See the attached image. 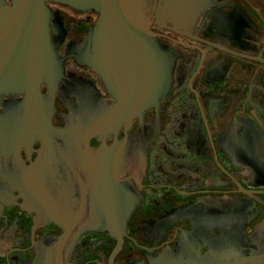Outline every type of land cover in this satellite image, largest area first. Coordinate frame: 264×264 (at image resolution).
<instances>
[{"label":"flooded vegetation","instance_id":"flooded-vegetation-1","mask_svg":"<svg viewBox=\"0 0 264 264\" xmlns=\"http://www.w3.org/2000/svg\"><path fill=\"white\" fill-rule=\"evenodd\" d=\"M47 5L52 66L31 113L53 152L25 93L0 97V264H264V0L167 14L157 0L148 26L168 84L118 118L107 73L82 60L98 15ZM123 141L122 232L66 236L82 184L91 205V152Z\"/></svg>","mask_w":264,"mask_h":264},{"label":"water","instance_id":"water-1","mask_svg":"<svg viewBox=\"0 0 264 264\" xmlns=\"http://www.w3.org/2000/svg\"><path fill=\"white\" fill-rule=\"evenodd\" d=\"M156 1L0 0V97L25 93L30 114L27 121L43 136L48 159L53 152V142L44 129L48 123L40 124L35 113H31V102L37 100L40 82L52 66L54 44L49 34L52 13L47 3H60L98 15L87 41L81 46L86 52L82 60L98 73H107L113 91L123 102L120 104L119 99L111 111V118H118V110L140 108L148 93L157 95L168 84L170 67L165 65L163 49L154 41L148 26ZM158 1L160 13L167 14L171 9L182 11V4L198 6L203 0ZM151 51L155 52L154 66L147 65V52ZM160 62L164 66L161 67ZM148 77L151 78V86ZM148 87L151 92H147ZM124 144L125 141L114 142L110 146L103 143L91 152V205L87 189L82 184L78 198L72 199V217L64 219L69 226H60L65 229L66 236L76 238L84 230L115 237L122 232V223L129 213L119 172ZM88 206L91 214H86ZM85 222L103 223L105 226H80Z\"/></svg>","mask_w":264,"mask_h":264}]
</instances>
